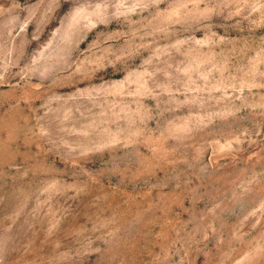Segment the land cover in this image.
Segmentation results:
<instances>
[{"label": "rangeland", "instance_id": "374dc122", "mask_svg": "<svg viewBox=\"0 0 264 264\" xmlns=\"http://www.w3.org/2000/svg\"><path fill=\"white\" fill-rule=\"evenodd\" d=\"M0 264H264V0H0Z\"/></svg>", "mask_w": 264, "mask_h": 264}]
</instances>
